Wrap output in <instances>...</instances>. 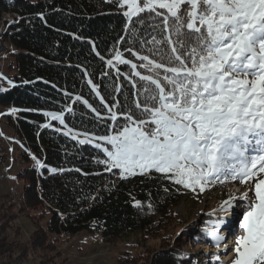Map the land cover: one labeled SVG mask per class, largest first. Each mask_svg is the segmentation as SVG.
<instances>
[{"label": "snow or ice", "instance_id": "obj_1", "mask_svg": "<svg viewBox=\"0 0 264 264\" xmlns=\"http://www.w3.org/2000/svg\"><path fill=\"white\" fill-rule=\"evenodd\" d=\"M111 2L126 8L127 35L114 38L108 58L95 40L69 34L90 45L89 53L101 61L99 75L108 83L95 82L97 73L90 63L67 65L80 69L82 79L88 77L86 85L99 99V107L82 100V93L75 102L82 100L95 114L103 133L86 126L83 132H74L75 125L65 122L64 107L42 115L66 129L54 131L79 146L92 145L100 153L93 160L102 173L116 170L121 179L160 173L193 192L197 187L203 192L213 179L254 180L255 200L247 201L243 211L239 227L244 235L235 237L231 264H264V178L257 179V172L264 174V0ZM38 15L44 19L42 12ZM120 65L130 66L123 77ZM61 91L72 100L68 90ZM67 112L76 115L72 107ZM72 170L49 169L52 174ZM133 206L140 207L141 202L136 200ZM216 227L204 231L218 245L225 237Z\"/></svg>", "mask_w": 264, "mask_h": 264}, {"label": "trees", "instance_id": "obj_2", "mask_svg": "<svg viewBox=\"0 0 264 264\" xmlns=\"http://www.w3.org/2000/svg\"><path fill=\"white\" fill-rule=\"evenodd\" d=\"M124 11L111 0H0V24L6 14L14 17L5 31L12 49L9 75L6 76L8 84L5 92L0 93V108L3 113L14 107L18 109L4 117L15 128L26 149L21 160L31 165L19 174L24 208L16 211L6 205V195L0 196V231L4 223L18 216H29L31 212L41 221L49 213L46 225L32 237L30 247L36 250H54L60 238L70 239L80 233L98 234L104 244L131 237L147 238L171 218L172 211L185 199L188 189L174 184L165 174L121 179L115 174L116 170L102 173L101 166L93 160L100 154L98 150L92 145L79 146L62 132L54 131L55 127L66 129L58 121L42 115L44 111L64 107L65 122L69 127L75 125L74 132H83L86 126L89 131L103 133L104 129L96 124L95 114L82 103L83 99H89L99 107V99L90 92L91 86L86 85L88 77L82 79L80 69L67 65L90 63L97 73L96 83L107 84L108 78L99 75L101 61L89 53L90 45L69 34L95 40L99 51L108 58L114 38L127 35ZM41 12L44 19L38 15ZM122 55L130 58L126 52ZM133 62L138 61L133 59ZM119 67L122 77L128 74L130 66ZM103 70L113 71L115 75L114 70L106 67ZM138 70L142 75L149 74L146 69ZM61 89L71 93V101L64 98ZM124 91L127 96V87ZM81 93L82 100L77 104L75 96ZM67 107H72L76 115L68 113ZM103 115L107 117V113ZM45 123L53 127L45 129L42 127ZM37 161L45 167L32 166ZM53 167L73 170L52 174L49 169ZM76 168H80L81 173L74 171ZM136 200L141 202L140 207L133 206ZM14 250L13 243L0 238V264L10 263ZM131 263L134 262L128 259L120 262ZM150 264H181V258L172 250L169 253L159 251Z\"/></svg>", "mask_w": 264, "mask_h": 264}, {"label": "rangeland", "instance_id": "obj_3", "mask_svg": "<svg viewBox=\"0 0 264 264\" xmlns=\"http://www.w3.org/2000/svg\"><path fill=\"white\" fill-rule=\"evenodd\" d=\"M9 58L3 70L6 85L2 87L1 93L5 92L8 84L6 76L9 75ZM11 113L10 109L3 113L0 108V137L7 150L15 148L8 152L10 178L9 181L0 182V196L7 194L11 185H15L21 193L23 183L19 174L23 169L31 167L21 160V154L26 149L15 128L4 117V114ZM259 178H264V174L257 172ZM236 180L239 184L232 185L230 177L224 182L213 179L205 184L203 192H200L199 187L195 192L188 189L183 203L172 211L171 218L161 223L147 238L131 237L113 244H104L98 234L80 233L70 239L60 238L54 250H36L30 247L32 237L40 227L46 225L50 214L40 221L31 212L29 216H18L4 223L0 238H6L15 245L13 260L8 264H120L125 259L134 262L131 264H150L157 252L169 253L170 250L181 258V264H231L235 258V237L244 235L239 227L243 211L247 201L255 200L254 180L247 183H241L239 178ZM225 201L232 204L230 209ZM16 211L14 214L18 213ZM220 220L224 221L222 225L219 224ZM214 224L218 225L215 230L220 236L224 235L227 242L233 240L232 247L220 251L219 245L223 241L217 245L206 235L205 228L213 230ZM232 254V260L222 261L221 256L224 258Z\"/></svg>", "mask_w": 264, "mask_h": 264}, {"label": "bare ground", "instance_id": "obj_4", "mask_svg": "<svg viewBox=\"0 0 264 264\" xmlns=\"http://www.w3.org/2000/svg\"><path fill=\"white\" fill-rule=\"evenodd\" d=\"M13 21H14V18L10 14H6L2 18V21L0 24V43H2V46L4 48L9 49L8 51H6V60L9 57L10 50L12 49V47L10 46L9 42L5 38V31L7 30L8 24L13 22ZM4 67H5V62H0V72L1 73H3ZM4 86H5L4 79H0V93H1L2 87H4ZM8 158H9V153L6 152V160L7 161H8ZM33 166H37V168H40V166L36 162H33ZM9 178H10V175H9L7 181H9ZM0 182H5V176H4L3 172H0ZM5 195H6V201L5 202L7 203L6 205L13 207V208H17L18 210H22L24 208V206H25L24 190L21 191V193H20L18 188L15 185H11L9 187V191ZM0 205H1V202H0ZM223 237H224V235H223ZM232 245H233V240H231L229 242H227V240H226V242L223 241L219 245L220 246L219 250L220 251L226 250L227 248L232 247ZM221 257H222V261L229 262L230 260H232L233 254L230 255L229 257H226V256L224 258H223V256H221Z\"/></svg>", "mask_w": 264, "mask_h": 264}, {"label": "built area", "instance_id": "obj_5", "mask_svg": "<svg viewBox=\"0 0 264 264\" xmlns=\"http://www.w3.org/2000/svg\"><path fill=\"white\" fill-rule=\"evenodd\" d=\"M8 50L9 49L4 48L2 46V43H0V62H6V51ZM0 79H4L5 81V77L3 76V73L1 72H0ZM5 85H6V82H5ZM13 150H15V148H10L9 150H7L4 147V141L0 137V172H3L5 176V181H7L10 175V169H11L9 162H7L6 160V152H11Z\"/></svg>", "mask_w": 264, "mask_h": 264}]
</instances>
